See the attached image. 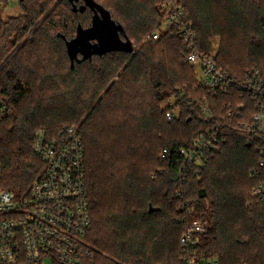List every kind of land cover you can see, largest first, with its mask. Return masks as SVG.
I'll list each match as a JSON object with an SVG mask.
<instances>
[{"label": "trees", "instance_id": "obj_1", "mask_svg": "<svg viewBox=\"0 0 264 264\" xmlns=\"http://www.w3.org/2000/svg\"><path fill=\"white\" fill-rule=\"evenodd\" d=\"M95 1L122 27V40H136L134 52L78 53L72 61L66 42L79 24H93V11L83 0H61L42 22L48 0H19V14L7 20L0 15V67L14 53L0 71V99L12 107L0 122V188L22 193L41 172L33 150L38 129L53 133L60 125H77L86 153L94 264H183L180 238L198 216L208 221L201 238L208 256L219 264H264V202L248 205L257 154L247 137L224 130L221 151L199 171L177 163L179 147L212 128L214 120L201 115L205 92L184 60L183 41L170 35L145 41L164 15L163 0ZM182 5L201 50L212 52L218 39L216 58L227 72L258 66L264 75V0H182ZM126 73L147 85L148 113L138 120L121 102ZM174 97L181 114L168 122L163 106ZM226 99L208 98L217 116ZM139 130L155 131L162 147H141ZM165 149L172 152L162 157Z\"/></svg>", "mask_w": 264, "mask_h": 264}, {"label": "built area", "instance_id": "obj_2", "mask_svg": "<svg viewBox=\"0 0 264 264\" xmlns=\"http://www.w3.org/2000/svg\"><path fill=\"white\" fill-rule=\"evenodd\" d=\"M164 15L145 41L162 35L178 37L187 47L184 60L196 70L198 86L205 92L200 104L202 117L214 120L212 128L200 133L176 151L177 163L192 164L199 171L208 158L225 144L226 129L247 137L257 154L250 171L257 182L248 205L264 202V75L258 66L233 74L222 67L216 53L205 52L182 0H163ZM183 91L182 93H184ZM226 95L224 113L217 116L208 98ZM193 101V99L191 100ZM178 98L167 101L166 120L179 118ZM12 107L0 99V122ZM33 150L43 164L28 190L17 193L0 188V264H94L96 250L89 241L91 205L86 183L85 146L75 125H60L50 133L35 132ZM165 149L162 157L171 154ZM197 171V172H198ZM181 191L179 190V194ZM208 221L192 218L180 238L183 264H219L201 249ZM105 255V253L103 254Z\"/></svg>", "mask_w": 264, "mask_h": 264}, {"label": "water", "instance_id": "obj_3", "mask_svg": "<svg viewBox=\"0 0 264 264\" xmlns=\"http://www.w3.org/2000/svg\"><path fill=\"white\" fill-rule=\"evenodd\" d=\"M69 1L74 3L78 0ZM83 1L85 6L93 11V24L88 28L79 24L75 38L66 42L72 61L78 53L88 57L92 54L101 55L111 50L134 52V46L130 40L124 41L120 38L119 32L122 27L112 18L110 11L95 0Z\"/></svg>", "mask_w": 264, "mask_h": 264}, {"label": "rangeland", "instance_id": "obj_4", "mask_svg": "<svg viewBox=\"0 0 264 264\" xmlns=\"http://www.w3.org/2000/svg\"><path fill=\"white\" fill-rule=\"evenodd\" d=\"M49 1H50V5H49L50 8L46 12V14L44 16H42V19H40L41 22L43 21V19L48 14H50L53 11L54 8L57 7L58 3L61 0H48V2ZM101 1L104 2V0H101ZM20 7L21 6H19V0H10L9 2L0 3V15L4 20H7L9 17L19 14L20 13ZM41 22H39L38 25ZM33 31L30 32V34L26 37V39L31 36ZM147 33L149 34L150 31H148ZM133 41H134L133 46H135V44L137 42H136V40H133ZM213 44H214L213 45V47H214L213 51L217 54L218 46H219L218 39H216ZM17 49H15V51ZM13 54L14 53L12 52V54L2 64V66L0 67V71H1V68H4L6 66V64H8V62L11 59V57L13 56ZM248 67L250 68L253 66H248ZM248 67H246L245 69H247ZM244 70H241L240 72H242ZM121 71H123V67H122ZM123 76L127 78V83H123L124 84L123 87H125V88L123 89V93L121 95V102H123V106L127 108V112L132 113L133 120H138L139 116H142V115H145L146 113H148L149 93L147 91L148 90L147 85L142 78H141V81L140 80H133L134 76H130V74H128V73L123 74ZM114 79L118 80L119 77L116 76ZM161 106H163V104ZM131 122L133 123L132 124L133 126H134V124L139 125L138 124L139 121H131ZM135 134H137L138 138L140 137V139L143 142L142 144L140 142V146L143 148H146L148 151L159 150L162 147V142H164L160 138V135H158L155 131L153 132L152 130H146V131L139 130V131L135 132ZM4 189H7V188H4Z\"/></svg>", "mask_w": 264, "mask_h": 264}]
</instances>
